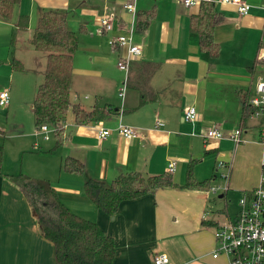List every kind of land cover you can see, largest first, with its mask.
<instances>
[{"label":"crops","instance_id":"crops-1","mask_svg":"<svg viewBox=\"0 0 264 264\" xmlns=\"http://www.w3.org/2000/svg\"><path fill=\"white\" fill-rule=\"evenodd\" d=\"M241 1L246 5L244 16L232 5L212 3L221 17L212 29L218 46L215 58L199 50L196 34L188 29L198 5L184 8L177 0H135L132 20L122 9L131 0H19L10 19H0V87L9 93L2 110L6 117L16 97H27L35 128L31 102L43 80L45 54L33 51L28 40L45 11L63 14L66 28L78 32L76 51L89 54L87 63L77 62L78 68L71 70L70 105L85 111L103 107L109 113L99 122L77 125L69 108L57 125L62 137L58 148L53 149L54 135L52 142L39 144L36 139L21 150V166L1 164L0 264H57L32 206L10 178L17 174L48 181L63 205L110 236L112 264H152L158 252L167 255L166 264H226L225 256L212 257L211 252L216 246L213 227L237 211L229 215L225 210L228 184L241 196L258 185L264 165L262 120L247 117L240 121L241 98L253 95L258 77L264 80V63L259 60L264 56V0ZM107 11L113 14L112 30L93 35L96 19ZM138 12H151V19L136 32ZM20 16L27 18L24 30L15 26ZM131 23V39L140 46L141 56L129 63L125 74L116 68L122 51L109 48L106 42L127 34ZM101 46L108 49L105 56H100ZM11 59L19 61L23 70L12 71ZM124 77L125 89L119 98L117 88ZM141 97L144 104L138 107ZM186 106L196 111L193 123L181 121ZM156 121L162 123L161 128H155ZM118 122L136 129L140 136L124 140L112 132L105 140L96 139L97 127L112 129ZM211 126L219 129L223 139L205 143L199 133ZM235 129L240 131L236 146L227 138ZM66 157L82 164L81 175L62 170ZM170 161L175 163L169 174L175 187L120 202L112 215L97 209L83 194L85 178L108 184L130 172L159 175L166 173ZM190 161L192 176L199 182L213 177L215 162H228L227 191L213 197L181 188ZM215 184L219 185L217 179H212L211 185ZM218 202H223L219 209L214 207Z\"/></svg>","mask_w":264,"mask_h":264},{"label":"trees","instance_id":"trees-1","mask_svg":"<svg viewBox=\"0 0 264 264\" xmlns=\"http://www.w3.org/2000/svg\"><path fill=\"white\" fill-rule=\"evenodd\" d=\"M19 0H0V19L9 20L13 7ZM197 14L188 21V29L197 36L198 48L212 58L218 54V46L213 40V26L221 19L215 12L213 4L200 1ZM151 19V12L136 14L135 31L146 28ZM27 18L20 16L16 27L26 28ZM28 43L35 52L45 54L43 80L37 86L32 102L31 114L34 126L58 124L70 108L77 125L96 123L108 116L103 107L94 106L85 111L78 105H70L68 95L71 83V58L77 49L75 33L65 26V16L56 11H45L36 22ZM12 44V39H11ZM9 67L12 71H22L19 61L11 59ZM250 97L241 98L240 121L249 117L253 109L248 105ZM144 104L141 97L138 107ZM53 149L60 146L62 137L56 131ZM2 148L0 146V159ZM62 170L67 173L81 175L82 164L66 157L62 161ZM193 162L187 165L185 183L181 187L186 190L207 192L211 179L196 181L192 176ZM264 178V165L261 169ZM20 190L29 205L32 206L42 236L53 246V258L57 264H112L114 243L110 236L93 222L84 219L63 205L51 184L45 180L33 179L22 174L10 177ZM168 173L142 176L137 172L118 175L108 184L99 180L85 178L83 194L86 199L107 215H112L120 202L129 201L143 195L152 194L155 190L173 188Z\"/></svg>","mask_w":264,"mask_h":264},{"label":"built area","instance_id":"built-area-1","mask_svg":"<svg viewBox=\"0 0 264 264\" xmlns=\"http://www.w3.org/2000/svg\"><path fill=\"white\" fill-rule=\"evenodd\" d=\"M134 1L122 4L124 12L128 13L134 19L135 8ZM184 8L195 7L200 1L218 3L234 6L239 16L247 13L246 5L241 0H177ZM113 14L111 11L101 14L95 22L92 34L104 35L112 30ZM132 23L128 28L127 34H118L113 38L107 39V45L113 50H120L116 61V68L126 74L130 62L136 61L141 56V48L133 43L131 37L133 33ZM264 63V56L261 57ZM126 78H123L120 86L117 88V96L122 97L125 89ZM9 100L8 90L0 91V109H4ZM248 105L253 109L250 118L262 120V134L260 141L264 143V80L257 78L253 85V95L248 101ZM197 118L193 106H186L181 111V121L193 123ZM155 128H161L162 123L156 121ZM59 127L57 125L48 126L41 124L34 128V136L41 137L46 141L49 134H54ZM114 132L124 140H131L139 137L136 129L125 126L118 122L117 125L110 128L97 127L95 137L102 141L108 138ZM239 129L233 130L228 135V140L236 146L240 140ZM199 137L207 143L209 141H220L223 139L222 133L217 127L211 126L199 133ZM262 164H264V155ZM175 163L170 161L166 166V173L171 174ZM214 175L212 179H217L221 184L211 185L208 189L209 194L225 193L227 191V182L230 173V164L228 162L217 161L213 167ZM219 191V192H218ZM213 238L216 244L211 252L212 257L223 255L226 258V264H264V178H260L256 187L241 194L237 201V211L235 215L225 222L213 227ZM167 255L163 252L155 253L152 256V264H166Z\"/></svg>","mask_w":264,"mask_h":264},{"label":"rangeland","instance_id":"rangeland-1","mask_svg":"<svg viewBox=\"0 0 264 264\" xmlns=\"http://www.w3.org/2000/svg\"><path fill=\"white\" fill-rule=\"evenodd\" d=\"M23 35V34H22ZM75 35L78 36V32L75 31ZM82 36V35H81ZM78 46L79 41H78ZM99 48V46H98ZM97 48V49H98ZM77 50V49H76ZM75 50V51H76ZM73 53L72 55V60L73 64L71 61V70L72 68L76 69L78 68L76 63H81L83 64L87 63L88 61V56L89 54H82V52L79 50ZM77 53V54H76ZM100 56H105L108 53V49L106 46H101L100 47ZM82 64V63H81ZM86 66H88L86 64ZM72 75V74H71ZM78 82V81H76ZM80 86L84 87L83 82H78ZM2 84H0L1 86ZM5 89V88H3ZM0 87V91H1ZM31 96V95H30ZM29 96V98H30ZM29 99L26 97L24 98H19L14 102L13 105V110L12 113L8 114L6 117L5 113H3L2 110L0 109V129L4 131V133H0V146L2 147L1 151V159H0V166L1 164H4V166H9V167H19L22 164V160L20 159V152L23 148H28L30 147L32 142H35V140L40 144V143H45L44 140L41 139V137H35L34 136V127L32 128V120L30 118V114L28 112V101ZM260 120V119H258ZM258 125L260 122H256ZM47 125V124H46ZM58 125V124H56ZM49 126V125H48ZM262 126V125H261ZM59 132V129L57 130ZM31 137H29V135ZM53 134L48 135V139L46 140L47 142H52L53 141ZM237 173L234 172V175ZM230 176H231V171H230ZM231 181V178H230ZM219 184L220 181L217 180ZM213 186H216L213 185ZM219 192V191H218ZM219 193L216 194H209L213 197H216ZM240 194L236 192L234 188L231 187V185L228 184V191L226 194V206L225 210L229 215H233L235 211L237 210V201L239 199ZM223 205V202H218V204L214 205V207L221 208ZM219 219L222 221L224 220L223 214Z\"/></svg>","mask_w":264,"mask_h":264}]
</instances>
